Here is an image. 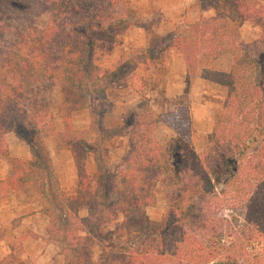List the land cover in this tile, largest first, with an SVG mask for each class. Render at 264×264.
<instances>
[{"label": "trees", "instance_id": "trees-1", "mask_svg": "<svg viewBox=\"0 0 264 264\" xmlns=\"http://www.w3.org/2000/svg\"><path fill=\"white\" fill-rule=\"evenodd\" d=\"M37 1L33 19L27 13ZM198 1L200 7L224 1L235 13L234 22L223 13L193 22L192 37L170 34L187 66V93L203 58L223 52L234 56L230 72H209L227 94L201 152L194 143L190 107L184 122L165 121L176 134L164 146L156 138L164 120L147 96L111 128L94 105L128 75L122 65L104 69L97 46L114 43L118 30L130 24L120 11L130 0H0V139L5 130L15 131L31 159L14 157L8 148L2 154L15 172L12 185L33 184L42 195L50 218L46 238L59 247L65 264H264V5ZM44 14L49 18L40 24L37 18ZM246 21L261 29L252 43L241 40ZM152 47L148 57L153 59ZM52 86L61 89L65 131L60 134L68 139L78 172L75 197L63 192L46 143V132L54 126ZM87 108L96 133L92 143L69 136L74 112ZM117 136H127L130 145L115 168L107 142ZM161 181L171 187L170 210L153 221L146 209ZM119 216L121 222L111 230ZM4 235L0 230V238ZM112 239H125L126 245ZM107 241L105 253L93 262L94 246Z\"/></svg>", "mask_w": 264, "mask_h": 264}, {"label": "rangeland", "instance_id": "rangeland-1", "mask_svg": "<svg viewBox=\"0 0 264 264\" xmlns=\"http://www.w3.org/2000/svg\"><path fill=\"white\" fill-rule=\"evenodd\" d=\"M248 1L253 4L262 2L261 0ZM151 2L154 0H130L127 4H121L120 11L124 12V17L130 24L118 30L114 43L109 45L98 42L97 57L100 65L109 72L122 65L123 72L128 75L121 81L114 82L108 89L107 98L96 100L94 105L98 112L104 116L105 126L111 128L122 122L123 115L138 104L142 96H147L151 100L154 112L164 120L156 132L157 140L164 146L176 134L172 126L165 121L167 119L183 121V117L184 119L187 118V109L190 107L196 130L194 143L197 150L201 152L208 145V137L214 126L215 112L223 106L227 88L208 77L209 72L217 69L215 60L206 57L199 64L198 77L191 92H186L187 66L181 51L175 47L171 35L174 34L176 38L179 36L192 37L191 24L193 20H189L184 13L177 23H172V19L167 17L161 8L152 5ZM31 6L32 8L27 15L34 19V16L38 14V1L37 3L32 2ZM221 7L226 17H233L227 10L228 7L224 5ZM48 18V14H44L37 19H39L40 24H43L47 22ZM150 46H153V59L148 57ZM130 68H133L132 73H129ZM48 97L54 114V126L46 132V143L60 176L63 192L75 197L78 188V172L72 153L67 147L68 139L60 134L65 131L60 87L52 86ZM174 122L178 124L176 121ZM183 122L179 126H183ZM92 124L91 109L87 108L74 112V129L70 132V138L72 137L79 142H94L96 133ZM184 132L186 134V131ZM129 145L127 136H117L107 142L109 159L115 168L122 163ZM7 148L11 155L24 160L26 148L29 150L28 145L13 130H5L0 139V160L5 159L12 166L8 158L2 154ZM95 167L91 156L90 172L95 173ZM11 178L12 180L16 178L15 172L9 179ZM32 188L33 186L30 185L24 189ZM100 189L97 194L102 195L103 188ZM170 190L171 187L167 182L161 181L157 184L155 200L146 209L151 220L160 221L169 212ZM81 214L86 216L87 211L82 210ZM121 220L122 216H119L118 220L110 225V229L114 230L117 227V222H121ZM112 241L119 246L126 245L125 239H112ZM109 242H99L94 246L92 250L93 262L97 263L100 260L105 253L104 245Z\"/></svg>", "mask_w": 264, "mask_h": 264}, {"label": "crops", "instance_id": "crops-1", "mask_svg": "<svg viewBox=\"0 0 264 264\" xmlns=\"http://www.w3.org/2000/svg\"><path fill=\"white\" fill-rule=\"evenodd\" d=\"M261 1L254 5L263 6L264 0ZM151 3L161 8L167 17L172 19V23H177L184 13L189 20H193L192 22L205 16H218L223 13L222 5L228 7L227 10L233 15L232 18H227L231 22L235 21V13L224 1L208 7H200L198 0H154ZM240 31L244 43H252L261 36L260 27L250 21H246ZM212 59L215 60L217 72L231 71L234 63V56L231 53L223 52ZM30 159V149L26 148L25 160H21ZM92 159L95 166V160L93 157ZM13 172L8 161L0 160V230L5 231L4 237L0 238V264H65V256L59 247L46 238L50 218L43 212L42 195L33 184H30L33 186L32 189L14 187L8 180Z\"/></svg>", "mask_w": 264, "mask_h": 264}]
</instances>
